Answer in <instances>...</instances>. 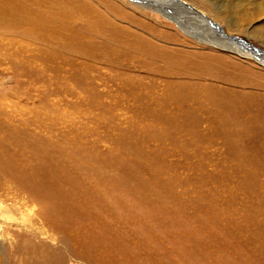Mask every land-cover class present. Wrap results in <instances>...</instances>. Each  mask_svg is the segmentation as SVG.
<instances>
[{"label":"rangeland","instance_id":"1","mask_svg":"<svg viewBox=\"0 0 264 264\" xmlns=\"http://www.w3.org/2000/svg\"><path fill=\"white\" fill-rule=\"evenodd\" d=\"M156 1L0 0V264H264V67Z\"/></svg>","mask_w":264,"mask_h":264},{"label":"bare ground","instance_id":"2","mask_svg":"<svg viewBox=\"0 0 264 264\" xmlns=\"http://www.w3.org/2000/svg\"><path fill=\"white\" fill-rule=\"evenodd\" d=\"M187 1H190L191 3H193L192 5H196L200 7V9L206 13L207 9L210 7V3L213 0H187ZM138 2L139 4H142V5L146 4L147 6H149L147 8L151 7L149 4H147V2H144V0H138ZM156 3H157L158 9L160 8L162 10L169 9V8H164V5L170 6L171 8L169 9L170 15L174 14V16L170 17L167 14H163V15L166 18H169L170 20L176 22L179 29L184 34L188 36H192V37L203 36L205 39L207 38V40H208L209 34H211L213 39H210L208 41L211 42V44H214L213 46L234 52L237 55H239L241 58H245L247 60H251V61L256 60L258 63H260L261 66L264 67V50L253 47L248 41H244L237 37L231 36V34L226 32V30L221 25L215 22H212L206 16L205 18H203L202 17L204 15L203 13L199 12L198 10L196 11V9L191 8L190 5H187V3H185L184 1L182 0H157ZM142 5H139V6H142ZM224 12L225 10L221 12V14H223L225 17L226 15L224 14ZM179 15H180V18H179ZM191 15L196 21V26H193L192 30H189V27L192 26L190 24L193 23V21L189 20L191 18ZM260 17L263 18L264 15H258L257 18H260ZM235 24L236 25L235 26L233 25V27L229 25V28L230 29L232 28L234 29V31H238V32H240L243 28H245V26H247L242 21V18L240 17L236 18ZM251 28H252V31L249 32L250 35H254L258 38V36L262 34L263 28H261L260 25L257 27L254 26ZM194 29L198 31H195ZM219 35H221V37H219ZM230 39H233V41L235 42H233L232 40L228 41ZM260 40L264 41V37H260Z\"/></svg>","mask_w":264,"mask_h":264}]
</instances>
